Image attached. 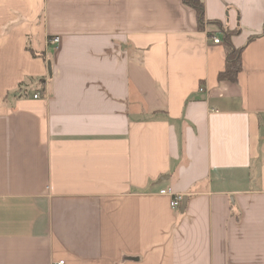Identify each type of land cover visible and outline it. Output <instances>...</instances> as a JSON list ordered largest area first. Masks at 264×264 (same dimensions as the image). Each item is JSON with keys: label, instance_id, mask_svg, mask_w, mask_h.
<instances>
[{"label": "crops", "instance_id": "obj_1", "mask_svg": "<svg viewBox=\"0 0 264 264\" xmlns=\"http://www.w3.org/2000/svg\"><path fill=\"white\" fill-rule=\"evenodd\" d=\"M202 1L0 0V264H264V0Z\"/></svg>", "mask_w": 264, "mask_h": 264}, {"label": "trees", "instance_id": "obj_2", "mask_svg": "<svg viewBox=\"0 0 264 264\" xmlns=\"http://www.w3.org/2000/svg\"><path fill=\"white\" fill-rule=\"evenodd\" d=\"M183 2L195 9L199 27L202 28L205 23L204 4L202 0H183ZM225 43L227 44V64L225 70L218 75L219 80L237 81L238 75L242 69V50L236 48L230 41V33L226 34Z\"/></svg>", "mask_w": 264, "mask_h": 264}, {"label": "built area", "instance_id": "obj_3", "mask_svg": "<svg viewBox=\"0 0 264 264\" xmlns=\"http://www.w3.org/2000/svg\"><path fill=\"white\" fill-rule=\"evenodd\" d=\"M59 40H60L59 36L53 37V38L49 39V44H51L52 46H55L59 43ZM213 40H214V43H221V39L219 37H214ZM200 90L203 91L204 89L201 88ZM34 97L38 98L39 94H35ZM160 194L171 196L170 204H171V207L173 209H178L180 207L182 201H183V198H184V196L182 194L174 193L171 190V188L162 189L160 191ZM53 264H65V260H59V261L54 262Z\"/></svg>", "mask_w": 264, "mask_h": 264}, {"label": "water", "instance_id": "obj_4", "mask_svg": "<svg viewBox=\"0 0 264 264\" xmlns=\"http://www.w3.org/2000/svg\"><path fill=\"white\" fill-rule=\"evenodd\" d=\"M186 203V198H183V205H185Z\"/></svg>", "mask_w": 264, "mask_h": 264}]
</instances>
